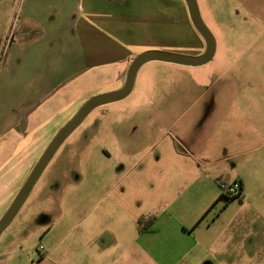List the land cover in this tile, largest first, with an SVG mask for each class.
Segmentation results:
<instances>
[{"label": "rangeland", "instance_id": "obj_1", "mask_svg": "<svg viewBox=\"0 0 264 264\" xmlns=\"http://www.w3.org/2000/svg\"><path fill=\"white\" fill-rule=\"evenodd\" d=\"M197 2L216 41L213 61L199 68L148 63L138 72L131 95L93 111L55 155L1 235L0 264H104L105 255L87 247L107 243V233L112 243L120 244L129 239V230L136 232L135 222L145 215L161 216L166 213L162 208L170 207L180 212L187 203L199 205L210 192L223 195L220 180L232 182L234 176L210 185L203 173L211 176L232 168L228 154L250 176L246 210L240 212L238 199L228 206L222 197L207 222L223 214L215 227L221 231L228 223L221 222L236 213L264 214V152L255 162L242 160L264 136V0ZM18 7L16 0H0V91L2 85L15 84L12 77L2 76L9 69L6 60L14 41L10 23L7 30L5 26L16 19ZM182 34L189 38L183 27ZM24 67L28 72V65ZM120 73V66L113 68L90 90ZM249 106L254 110L243 108ZM249 112L256 114L251 120ZM178 152L192 159L178 157ZM217 158L222 160L209 163ZM194 167L199 168L198 181L187 193ZM167 169L174 170L167 174ZM10 179L0 181V194L9 189ZM160 184L168 187L167 194L159 193ZM100 199L115 200L117 209L105 207L99 216L90 212Z\"/></svg>", "mask_w": 264, "mask_h": 264}, {"label": "crops", "instance_id": "obj_2", "mask_svg": "<svg viewBox=\"0 0 264 264\" xmlns=\"http://www.w3.org/2000/svg\"><path fill=\"white\" fill-rule=\"evenodd\" d=\"M16 1L19 5L16 19L5 26L7 30L10 23L14 41L6 60L9 69L2 76V80L12 77L15 84L2 85L0 91V139L8 136L0 144V159H4L0 160V181L12 179L9 189H3L0 194V218L57 133L87 101L122 89L129 68L139 55L161 51L200 56L206 49L184 0ZM182 27L189 38L183 37ZM28 61L31 64H27L26 72L22 68L26 69ZM117 66L121 67L118 79L90 90ZM243 108L254 110L250 106ZM255 115L249 112L250 120ZM252 122L254 125L258 121ZM260 152H264L263 135L257 147L243 155L242 160L255 162ZM176 155L192 159L186 153ZM226 159L232 168L211 176L203 173V181L211 185L214 179H230L233 175L242 184V196L237 198L242 212L246 210L250 176L238 169L240 161L235 155L228 154ZM221 160L210 159L209 163ZM198 169H193L194 183H190L187 193L196 188ZM170 170L174 169H167V174H172ZM158 190L164 195L168 187L160 184ZM212 193L199 205L191 202L181 206L180 212L170 207L162 208L166 213L161 216L145 215L155 217L147 230L140 232L138 219L136 232L129 230V239L123 243H112V235L107 233V243L91 244L87 251L102 252L104 264H264V214L255 210L247 216L236 213L228 220L226 217L221 222H228L224 223L226 227L217 231L215 227L223 214L207 222L213 209L206 212L221 196ZM105 207L113 211L118 205L115 200L100 199L90 212L98 215ZM163 207H166L164 202Z\"/></svg>", "mask_w": 264, "mask_h": 264}, {"label": "water", "instance_id": "obj_3", "mask_svg": "<svg viewBox=\"0 0 264 264\" xmlns=\"http://www.w3.org/2000/svg\"><path fill=\"white\" fill-rule=\"evenodd\" d=\"M189 11L193 26L206 44L204 53L200 56H185L161 51H149L139 55L131 64L125 85L119 91L99 95L87 101L77 114L57 133L42 157L32 170L23 187L15 197L6 214L0 220V237L17 217L34 187L42 177L63 143L83 124L87 117L97 108L126 99L133 92L139 70L151 62H163L184 67L199 68L213 61L216 54V41L202 19L197 0H184Z\"/></svg>", "mask_w": 264, "mask_h": 264}, {"label": "built area", "instance_id": "obj_4", "mask_svg": "<svg viewBox=\"0 0 264 264\" xmlns=\"http://www.w3.org/2000/svg\"><path fill=\"white\" fill-rule=\"evenodd\" d=\"M220 188L226 197L239 196L242 191V184L239 180L229 182L228 180H220ZM40 251H44V247H40Z\"/></svg>", "mask_w": 264, "mask_h": 264}, {"label": "trees", "instance_id": "obj_5", "mask_svg": "<svg viewBox=\"0 0 264 264\" xmlns=\"http://www.w3.org/2000/svg\"><path fill=\"white\" fill-rule=\"evenodd\" d=\"M241 196H242V191H241V193H240L239 196H234V197H226L225 195H221V196L219 197V199H218L217 201H215V202L213 203V205L208 209V211L206 212V214H207L208 212H210V210H212V209L215 208L216 204L218 203V201H219L222 197L227 198V201L229 202V201H232V200H234V199L240 198ZM206 214L202 217L201 220H203V219L205 218ZM154 221H155V217H149V218H144V217H143V218H141V219L139 220V226H140V227H139V230H140V232H143V231L147 230V229L151 226V224H152Z\"/></svg>", "mask_w": 264, "mask_h": 264}, {"label": "flooded vegetation", "instance_id": "obj_6", "mask_svg": "<svg viewBox=\"0 0 264 264\" xmlns=\"http://www.w3.org/2000/svg\"><path fill=\"white\" fill-rule=\"evenodd\" d=\"M67 140H68V139H67ZM67 140H66V141H67ZM66 141L63 143V145H65ZM63 145H62L61 147H63ZM60 149H61V148H60ZM60 149H59V150H60ZM59 150H58V151H59ZM51 162H52V161H51Z\"/></svg>", "mask_w": 264, "mask_h": 264}]
</instances>
